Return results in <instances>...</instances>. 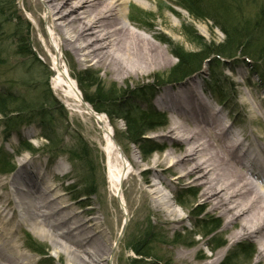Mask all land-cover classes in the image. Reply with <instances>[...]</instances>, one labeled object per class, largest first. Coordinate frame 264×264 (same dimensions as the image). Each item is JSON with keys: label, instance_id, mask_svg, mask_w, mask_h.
Returning <instances> with one entry per match:
<instances>
[{"label": "rangeland", "instance_id": "rangeland-1", "mask_svg": "<svg viewBox=\"0 0 264 264\" xmlns=\"http://www.w3.org/2000/svg\"><path fill=\"white\" fill-rule=\"evenodd\" d=\"M4 1L6 0H0V93H12L16 98H24L29 103L36 101L39 105L46 102L47 105L43 106L50 109L47 100L52 101L47 96L55 95L50 86L53 72L49 49H53V44L46 5L43 0H17L16 5H9L6 10L2 3ZM181 3L183 0H132L127 7V14L133 25L151 34L171 58L170 64L161 63L157 70L149 74L125 76L107 70L97 63L83 62L82 58L77 57L71 50L63 49L64 63L74 80L79 72L90 70L93 74H99L100 81L106 87L115 85L127 91L130 95L128 103L138 105L142 110L152 106L166 116L167 125L146 134L161 149L147 157L135 144L130 145L127 140L120 143L117 141L115 134L126 130L122 120H116L114 125L110 122L119 147L136 168V172L122 187L129 223L114 254V243L124 224V211L117 198L111 197L108 190L104 155L93 138L99 137L101 130L90 116L84 115L83 119L55 97L59 105H56L55 110H51L54 112V120L53 123H48V127H53L52 130L42 129L41 119L35 117V113L16 115L11 127H7L8 121L0 117V158H14L12 165H15L16 171L18 159L28 156L31 163L27 168L40 172L46 178V183L54 189L51 195H60L58 204L67 205L75 213L82 214L86 220H93L95 217L94 222L99 223L100 228L94 225L92 239L82 245L74 235L63 233L68 228L66 224H60L54 239L42 236L39 232L41 227L35 226L32 221L37 215L33 214L31 217L30 213H27L26 218L22 217L19 207L15 208L13 205L10 196L12 184L9 182L15 171L4 174L0 172V197L7 196L5 200L8 199L12 208L6 219L0 218V228L13 238L9 244L10 248L16 251H9L8 244L7 249L0 247V264H42L44 259H49L47 264H81L79 256L75 254L77 251L103 247L109 252L106 254L105 264H222L227 256L242 253L243 250L239 247L242 244L251 246L252 252L255 251L253 261L239 255L234 261L235 264H264L263 259L259 257L258 240L254 241L249 237L239 239L237 235L241 229L240 224H229V216L221 215L220 210L213 211L210 206L204 205L199 186L191 185L187 179L179 180L175 177L177 173L174 174L171 170L166 175L159 173L161 169L152 173L155 159L160 160L165 154L181 147L178 143L172 145L170 136H165L171 126L170 113L159 110L157 100L162 90L180 86L193 76L203 80L205 94L214 109L222 111L225 124H233L232 131L242 132L249 136V140L263 145V141H260L263 133L249 117L250 108L256 105L259 99L264 102V74L261 69L257 70L251 61H245L240 52L224 55L223 58L218 57L221 63L218 74L224 83V105L208 90L210 68L207 63L202 66L201 72L181 83H170L168 80L172 68L178 63V59L173 55L174 48L189 53L201 51L205 44L213 49L219 48L227 36L220 26L217 27L212 17L219 15L221 24L230 29L241 28L245 21L252 23L257 20L259 11L264 7V0H198L200 10L195 15L183 9ZM18 16L22 20L16 22L18 31L29 38L32 49L30 58L16 54V39L13 35L16 25L11 20ZM254 41L261 40L254 38ZM246 44L252 46L250 43ZM137 91H140L139 95ZM15 107L16 105H12L9 110ZM45 134L53 136L54 144L44 139ZM24 141L31 144L34 152H23ZM56 145L60 146L55 148ZM78 148L82 149V152L86 149L81 160L71 161L68 154H62L63 150ZM164 167L168 168L169 162ZM3 168L0 165V169ZM144 171L147 173H143ZM166 177L172 181L171 187L160 188L167 197L173 196L176 209L183 219L182 223H166L162 213L150 199L146 180L155 178L158 181L159 178ZM87 188L89 192H86ZM20 195L24 197L23 194ZM81 195L83 197L78 199ZM64 212L66 210L60 214H51L46 219L55 221L64 216ZM201 220L206 222L201 223ZM205 223L212 225L207 229L201 228ZM215 225L219 229L206 235L215 229ZM55 241L63 246L58 254L54 253ZM221 243L225 246L215 252L210 250ZM29 244L41 246L47 256L43 258L33 252L28 248ZM140 246L151 253L153 258L145 260L139 256L135 250ZM219 256V261L213 263Z\"/></svg>", "mask_w": 264, "mask_h": 264}, {"label": "bare ground", "instance_id": "bare-ground-1", "mask_svg": "<svg viewBox=\"0 0 264 264\" xmlns=\"http://www.w3.org/2000/svg\"><path fill=\"white\" fill-rule=\"evenodd\" d=\"M43 1L53 44V49H49L53 94L83 119L84 115L90 116L100 128L101 135L93 138L104 155L108 190L111 197L116 198L122 192L120 201L125 205L122 187L136 168L116 142L109 118L98 113L94 118L90 108L82 105L79 85L68 73L63 49L71 50L83 62L97 63L125 76L149 74L161 63L170 64L171 58L151 34L133 25L127 14L132 0ZM161 92L158 108L170 113L171 118V126L165 136H170L172 145L178 143L181 147L160 160L155 159L152 173L161 169L159 173L166 175L171 170L177 173L175 177L179 180L187 179L191 185L199 186L204 205L229 216V224H240L239 239L249 237L258 240L259 257L264 261V102L259 99L250 108L249 117L263 133L261 145L249 140V136L242 132L232 131L233 124H225L222 111L214 109L203 90V80L198 77L193 76L182 85L171 86ZM29 160L28 156L18 159V168L9 182L12 184L10 196L14 207H19L20 216L26 218L27 213L31 217L37 215L32 221L41 227L39 232L44 237L50 239L56 235L60 224H66L68 228L63 233L74 235L81 245L87 243L94 235L92 227L100 228L99 223L94 222L95 217L86 220L67 205H59L60 195L52 196L54 189L46 183V178L40 172L27 168L31 163ZM168 162L169 167H164ZM146 183L150 199L162 213L163 220L171 224L182 223L173 196L167 197L160 188H170L172 181L166 177L158 181L148 179ZM5 197H0V218L3 219L12 210ZM65 210L64 216L47 221L51 214ZM12 239L0 228V247L7 249L8 244V250L16 252L10 248ZM54 246L55 254L63 247L58 241ZM103 248H85L75 254L81 264H105L109 252Z\"/></svg>", "mask_w": 264, "mask_h": 264}, {"label": "trees", "instance_id": "trees-1", "mask_svg": "<svg viewBox=\"0 0 264 264\" xmlns=\"http://www.w3.org/2000/svg\"><path fill=\"white\" fill-rule=\"evenodd\" d=\"M3 3V6L8 9L9 5H16L17 0H6ZM180 5L183 9L190 12L192 15H195L199 12L200 7L198 5V0H183V3ZM14 8V6H13ZM5 13V11H4ZM260 15L257 20H253V22L245 21V25L239 28H228L226 25L221 24L220 16H213V20L215 21L217 27H221V31L225 33L227 36L225 42L219 48H214L210 46L204 45V49L198 52H185L183 49L173 50V55L178 59V63L176 66L172 68L170 79L168 81L171 82H179L184 81V79L191 77L193 74L202 71V66L205 64L207 60L208 67L210 68V81L208 82V90L211 91L213 95H215L219 100H221V105L225 104L224 100V83L223 79H221L218 74L220 69V58H223L224 55H233V53L240 52L245 58L251 59L253 65L257 67V70L261 69L264 74V7L261 11H259ZM20 20L19 16L15 17L11 20L13 24H15V32L14 38L16 39V54L18 56H23L26 58H30L32 56V49L29 45V38L24 36L22 33L18 31V26L16 22ZM22 21V20H20ZM23 23V22H21ZM25 24V23H24ZM254 38L260 39L261 41H254ZM247 41V42H246ZM246 43H250L252 46L247 45ZM212 56H214L212 58ZM220 57V58H218ZM222 66V65H221ZM264 80V75H262ZM77 84L79 85V89L82 92V96H84L85 102H88L95 112L104 113L106 116H109L110 122L114 125L116 120H122L126 126V130L122 132H117L115 137L117 141L122 142L127 140L128 143L135 144L138 146L140 152L145 156H150L156 151H160V147L157 146L153 140L151 141L146 135L159 129L166 124V116L164 114L159 113L154 107L148 108L147 110H142L133 103H128L130 95H128L127 91L123 89L117 88L115 85H110L106 87L99 79V74H93L90 70H85L79 72L77 77L75 78ZM140 91H137L138 95ZM48 105H50V109H45L43 105H47L46 102L43 104H38L36 101L27 102L24 98H16L12 93H0V117L5 118L8 123L7 127L12 126V121L15 119L16 115L20 114H34V116L39 117L41 119L42 129H50L48 123H53V114L51 110H55L58 101L55 97L47 96ZM47 99V98H46ZM12 105H16L15 108L9 110V107ZM52 107V108H51ZM44 139L53 143V136L49 134H45ZM54 144V143H53ZM52 144V145H53ZM61 145V144H60ZM56 145L55 148H58ZM61 148H63L61 146ZM23 152H34L31 144L25 141L22 143ZM61 150V149H60ZM63 150V149H62ZM86 153V149H67L63 150L62 154L69 155V159L71 161L81 160L82 154ZM14 158L5 159L0 158V165L4 168L0 169L2 174L11 173L15 170V165L13 166ZM86 192H89V189H86ZM91 195V194H89ZM88 196V195H84ZM83 197L82 195L78 197L80 199ZM202 222H206V220H201ZM200 224V223H199ZM197 224V226H199ZM208 223L202 224L201 228L207 229L211 224ZM214 230L211 233L206 234L210 235L217 231L219 228L214 226ZM200 234V233H199ZM198 234V235H199ZM36 245V244H35ZM225 246V244H217L214 248L210 250L212 252L217 251L221 247ZM41 246H34V244H29L28 248H31L33 252L41 255L43 258L47 256L46 251L41 248ZM242 248V253L238 255H229L227 256L222 264H235V260H237L240 255L241 258H245L253 261L255 251L250 248L248 245L242 244L239 246ZM136 253L141 256L143 259H151L152 254L146 252L141 246L137 248ZM49 259H44L42 264L49 263Z\"/></svg>", "mask_w": 264, "mask_h": 264}, {"label": "water", "instance_id": "water-1", "mask_svg": "<svg viewBox=\"0 0 264 264\" xmlns=\"http://www.w3.org/2000/svg\"><path fill=\"white\" fill-rule=\"evenodd\" d=\"M81 94V93H80ZM81 99H82V105L85 107V108H87V107H89L90 108V111H91V113H92V117H94V118H96V115H97V113L93 110V108L91 107V106H89V104L87 103V102H85L84 101V98H83V96L81 95ZM98 115H100V114H98ZM97 115V116H98ZM122 192H119V195H118V197H117V200L120 202V204H121V207L123 208V211H124V224H123V227H122V229H121V234L119 235V237H118V239H117V241L114 243L115 245H114V251H113V254H114V252H115V250H116V248L118 247V245L120 244V241H121V239L124 237V232H125V230H126V228H127V225H128V221H129V215H128V212L125 210V205H124V203H122L121 201H120V194H121Z\"/></svg>", "mask_w": 264, "mask_h": 264}]
</instances>
